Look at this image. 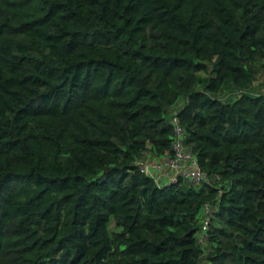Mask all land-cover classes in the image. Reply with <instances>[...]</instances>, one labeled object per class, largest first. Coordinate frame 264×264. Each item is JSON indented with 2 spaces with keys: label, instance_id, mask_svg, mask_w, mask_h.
<instances>
[{
  "label": "trees",
  "instance_id": "obj_1",
  "mask_svg": "<svg viewBox=\"0 0 264 264\" xmlns=\"http://www.w3.org/2000/svg\"><path fill=\"white\" fill-rule=\"evenodd\" d=\"M260 71L264 0H0V264H264Z\"/></svg>",
  "mask_w": 264,
  "mask_h": 264
},
{
  "label": "built area",
  "instance_id": "obj_2",
  "mask_svg": "<svg viewBox=\"0 0 264 264\" xmlns=\"http://www.w3.org/2000/svg\"><path fill=\"white\" fill-rule=\"evenodd\" d=\"M176 136L174 142L175 147V155L173 157H168L163 160H153V163L160 162L163 165H170V167L174 170V174L171 176V179L176 176V174L181 173L182 175L187 176L192 181H200L202 179H206L207 174L199 168L197 165V161L190 151L184 149L183 143L180 140L181 135V127L176 125L175 127ZM151 162L147 161L142 164V169L146 170L148 173L156 176L159 179V176L156 173L148 170V167H151Z\"/></svg>",
  "mask_w": 264,
  "mask_h": 264
},
{
  "label": "rangeland",
  "instance_id": "obj_3",
  "mask_svg": "<svg viewBox=\"0 0 264 264\" xmlns=\"http://www.w3.org/2000/svg\"><path fill=\"white\" fill-rule=\"evenodd\" d=\"M253 85H254V87H256V89L258 91H264V72L262 73V71H260L257 79L253 82ZM223 95L224 94H222V96ZM149 162H151L152 165H151V167H148V170L152 171L153 173H159L162 170L165 171V170H167L166 166H169V165H163L160 162L153 163L154 161L151 159L149 160ZM162 181L167 182V178L164 177V179H162Z\"/></svg>",
  "mask_w": 264,
  "mask_h": 264
},
{
  "label": "crops",
  "instance_id": "obj_4",
  "mask_svg": "<svg viewBox=\"0 0 264 264\" xmlns=\"http://www.w3.org/2000/svg\"><path fill=\"white\" fill-rule=\"evenodd\" d=\"M166 168L167 170H162L161 172L156 173V175H158L161 180L164 179V177L168 179L174 174V170L170 167V165L166 166Z\"/></svg>",
  "mask_w": 264,
  "mask_h": 264
}]
</instances>
